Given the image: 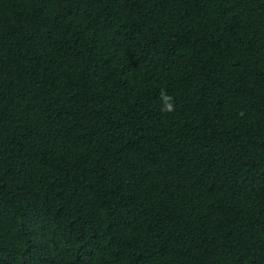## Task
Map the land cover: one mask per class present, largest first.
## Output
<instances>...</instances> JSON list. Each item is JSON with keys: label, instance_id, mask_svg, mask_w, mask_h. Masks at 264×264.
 <instances>
[{"label": "trees", "instance_id": "trees-1", "mask_svg": "<svg viewBox=\"0 0 264 264\" xmlns=\"http://www.w3.org/2000/svg\"><path fill=\"white\" fill-rule=\"evenodd\" d=\"M0 264H264V0H0Z\"/></svg>", "mask_w": 264, "mask_h": 264}, {"label": "clouds", "instance_id": "clouds-1", "mask_svg": "<svg viewBox=\"0 0 264 264\" xmlns=\"http://www.w3.org/2000/svg\"><path fill=\"white\" fill-rule=\"evenodd\" d=\"M160 98L164 101V106L162 108V111L166 113H171L175 111V107H176L174 103L175 98L171 95H168L165 89H161Z\"/></svg>", "mask_w": 264, "mask_h": 264}]
</instances>
